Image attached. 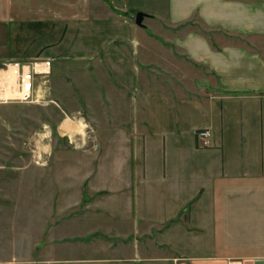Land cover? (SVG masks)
<instances>
[{
  "label": "crops",
  "instance_id": "0c3cea01",
  "mask_svg": "<svg viewBox=\"0 0 264 264\" xmlns=\"http://www.w3.org/2000/svg\"><path fill=\"white\" fill-rule=\"evenodd\" d=\"M6 9L1 136L13 133L19 104L50 106L46 78L54 86L105 69L132 96L128 118L58 113L57 148L54 122L37 129L49 163L29 167L44 174L30 182L43 200L32 219L46 221L45 237L65 232L49 222L72 211L89 228L75 236L73 258L66 236L43 242L42 264H264V0H112L113 20H23ZM140 11L146 28L124 18ZM160 22L173 30L169 56L154 53ZM147 54L170 65L175 94L146 78ZM34 62H49V73L36 75V100L24 103L21 64Z\"/></svg>",
  "mask_w": 264,
  "mask_h": 264
},
{
  "label": "rangeland",
  "instance_id": "374dc122",
  "mask_svg": "<svg viewBox=\"0 0 264 264\" xmlns=\"http://www.w3.org/2000/svg\"><path fill=\"white\" fill-rule=\"evenodd\" d=\"M111 1L0 0V10L6 7L7 13L23 20L69 21L73 19L101 20L104 18L113 20L118 16H116V10L115 14H108ZM124 15L126 20L131 21H134L136 17L134 13ZM166 26L168 25L163 24V22H160L159 25L153 24L154 31L161 33L165 40L157 41L158 43L154 47L156 52L154 53L161 52L162 55L169 56L173 49L170 41L173 30L169 26V29H163ZM180 29L182 28L180 27ZM143 60L147 63L145 67L146 78L154 85L158 80L164 89L168 90V93L175 94L174 89H177V86L170 81L171 75L168 74L171 71L170 65L167 62L156 61L155 57L149 56V54ZM154 68L158 71H155ZM45 83L47 85L45 100L51 102L52 105L43 108L41 103L40 107L32 108L26 104H19L18 108L13 111L19 119L16 127L12 130L13 133L10 132L9 137L6 138H4L5 134L2 135L3 137L1 136L3 133L0 134V264H42L44 259L40 250L42 243L59 241L58 239L63 238V236H66L64 239L69 241L68 246H70L66 256L73 258L77 238L75 236L80 234L82 229H89L76 224L75 212L72 211L71 214L67 215V220L57 221L52 218L49 222V226H53L55 223L65 226V232L58 234L56 238L45 237L42 232L46 221L32 219L33 210L43 208V200L42 189H32L30 182L44 180V174L41 172L33 173L29 167L49 163L36 140L37 135L35 133H37L42 121L54 122L52 141L54 147L57 148L63 145V141L58 140V125L56 123L60 119L59 114L65 116L64 112H66L70 117H74L76 114V116L86 119L97 115L122 118L134 116L131 104L132 96L129 92L124 93L122 90L113 88L114 83L119 85L121 82L118 77H110L105 69L94 70L84 77L67 76L62 80H56L54 86L53 84L50 86L49 78H46ZM98 89H102L104 94L98 92ZM140 116H144L142 111ZM65 144H73V141H65ZM48 179L53 181L52 175L50 178L45 177V180ZM35 191H39L40 199H36V195L35 199L33 198ZM48 208L52 214L54 206L51 200ZM39 217L42 218V215L39 214ZM141 240L146 241L147 238Z\"/></svg>",
  "mask_w": 264,
  "mask_h": 264
},
{
  "label": "built area",
  "instance_id": "2783aa9c",
  "mask_svg": "<svg viewBox=\"0 0 264 264\" xmlns=\"http://www.w3.org/2000/svg\"><path fill=\"white\" fill-rule=\"evenodd\" d=\"M20 65V63H16ZM49 62L40 63L34 62L32 64H21V71L18 77V100L24 103H31L35 98V78L36 75H45L49 73ZM211 135L209 130H200L199 137H209Z\"/></svg>",
  "mask_w": 264,
  "mask_h": 264
},
{
  "label": "water",
  "instance_id": "95a60500",
  "mask_svg": "<svg viewBox=\"0 0 264 264\" xmlns=\"http://www.w3.org/2000/svg\"><path fill=\"white\" fill-rule=\"evenodd\" d=\"M146 17H148V15L142 11L137 12L136 13V17H135V22L139 27H143L146 28V25L144 23Z\"/></svg>",
  "mask_w": 264,
  "mask_h": 264
}]
</instances>
